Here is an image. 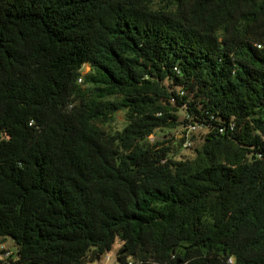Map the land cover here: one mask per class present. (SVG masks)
<instances>
[{
    "label": "trees",
    "instance_id": "trees-1",
    "mask_svg": "<svg viewBox=\"0 0 264 264\" xmlns=\"http://www.w3.org/2000/svg\"><path fill=\"white\" fill-rule=\"evenodd\" d=\"M189 125L192 157L149 143ZM0 239V264H264V0H0Z\"/></svg>",
    "mask_w": 264,
    "mask_h": 264
},
{
    "label": "rangeland",
    "instance_id": "rangeland-1",
    "mask_svg": "<svg viewBox=\"0 0 264 264\" xmlns=\"http://www.w3.org/2000/svg\"><path fill=\"white\" fill-rule=\"evenodd\" d=\"M185 118V113L181 112V120ZM126 125V121L124 119V114L119 113L114 116L113 121L108 124L105 129L109 132H116V131H121ZM187 133V130L185 127H179L176 130H171V131H157L154 135L149 140L150 144H156L157 142H164L166 141L168 144H170L172 147L177 146L179 144V140H182L183 136ZM206 134V130L203 128L198 127V129L192 133H190V137L193 140V146L190 149H183V155L186 157H192L194 155V149L196 147H199L200 141L203 140V136ZM184 145V144H182ZM122 247V244L117 240L113 250L103 256L99 260H95L93 262H88L87 264H120L119 262V256L118 253ZM0 250H5L7 251V255H12L16 253L17 249L15 247L14 242L11 239H0ZM111 257V261H106V256Z\"/></svg>",
    "mask_w": 264,
    "mask_h": 264
},
{
    "label": "built area",
    "instance_id": "built-area-1",
    "mask_svg": "<svg viewBox=\"0 0 264 264\" xmlns=\"http://www.w3.org/2000/svg\"><path fill=\"white\" fill-rule=\"evenodd\" d=\"M198 129V126H194V125H189L186 130H187V133L185 134V137H186V143H185V146L186 147H189L191 146V141H190V133L196 131ZM9 254V253H8ZM106 261H111V257L108 255L106 256ZM129 264H133L132 262H130ZM228 264H235V260L233 258H230L228 260Z\"/></svg>",
    "mask_w": 264,
    "mask_h": 264
}]
</instances>
